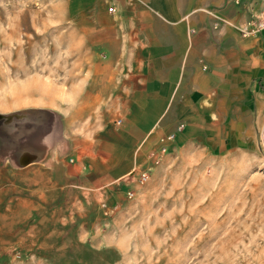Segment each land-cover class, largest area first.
I'll list each match as a JSON object with an SVG mask.
<instances>
[{"label": "crops", "instance_id": "crops-1", "mask_svg": "<svg viewBox=\"0 0 264 264\" xmlns=\"http://www.w3.org/2000/svg\"><path fill=\"white\" fill-rule=\"evenodd\" d=\"M250 1L68 0L99 17L81 27L103 58L68 106L34 100L18 115L0 112L9 218L37 227L72 205L121 203L124 182L179 125L178 137L199 123L240 130L264 85V33L240 32Z\"/></svg>", "mask_w": 264, "mask_h": 264}, {"label": "rangeland", "instance_id": "rangeland-1", "mask_svg": "<svg viewBox=\"0 0 264 264\" xmlns=\"http://www.w3.org/2000/svg\"><path fill=\"white\" fill-rule=\"evenodd\" d=\"M94 15L68 0H0V112L82 96L73 90L103 58L82 34ZM262 92L240 130L196 124L163 156L160 139L148 181L137 183L145 166L134 172L121 203L72 205L60 212L65 219L34 227L10 219L0 202V264H264ZM2 167L0 200L8 190Z\"/></svg>", "mask_w": 264, "mask_h": 264}, {"label": "built area", "instance_id": "built-area-1", "mask_svg": "<svg viewBox=\"0 0 264 264\" xmlns=\"http://www.w3.org/2000/svg\"><path fill=\"white\" fill-rule=\"evenodd\" d=\"M242 1L243 0H234L236 4H241ZM246 11L248 14V20L240 31L241 35L244 38L261 36L264 33V0H252L248 2L246 6ZM109 12L114 13L115 9L111 7L109 8ZM216 20H218V18ZM117 123L121 124V120H119ZM183 129L184 125H179L175 132L161 138V149L159 152L161 156L168 152V150L170 149V144H172L176 140L178 134ZM151 170L152 166L150 165L143 172H141L138 177L137 183L140 185H144L149 179V173L151 172ZM126 197L128 200H132L135 197V192L128 191L126 193ZM110 212L112 213L114 211L112 210Z\"/></svg>", "mask_w": 264, "mask_h": 264}]
</instances>
